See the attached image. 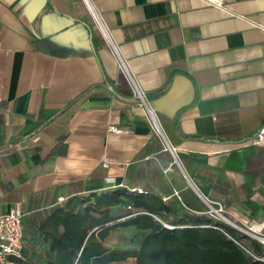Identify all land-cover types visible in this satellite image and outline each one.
Segmentation results:
<instances>
[{
	"label": "crops",
	"instance_id": "crops-1",
	"mask_svg": "<svg viewBox=\"0 0 264 264\" xmlns=\"http://www.w3.org/2000/svg\"><path fill=\"white\" fill-rule=\"evenodd\" d=\"M93 12L176 148L183 177ZM263 125L264 0H0V215L22 210L24 257L34 262L49 256L41 221L104 189L157 194L179 212L163 220L184 224L199 193L264 234V147L246 145ZM120 231L135 237L124 246L141 240L135 229ZM115 235L108 248L123 246Z\"/></svg>",
	"mask_w": 264,
	"mask_h": 264
},
{
	"label": "trees",
	"instance_id": "trees-1",
	"mask_svg": "<svg viewBox=\"0 0 264 264\" xmlns=\"http://www.w3.org/2000/svg\"><path fill=\"white\" fill-rule=\"evenodd\" d=\"M163 92L158 91L154 97ZM77 205L78 208L71 209L56 207L41 221V239L49 243L45 264H116L128 259H134V264H264L246 256L225 234L258 258H264L260 244L248 236H237L234 229L206 216L199 207L195 208L196 215L184 224L165 222L163 214L177 217L178 210L147 191L139 194L127 189H106L88 194ZM135 212L140 213L133 215ZM162 223L174 228L166 229ZM193 225L213 227H187ZM130 228L142 233L136 247L112 249L105 245L112 232ZM134 241L132 238L130 243ZM10 261L40 264L24 257V248L21 258Z\"/></svg>",
	"mask_w": 264,
	"mask_h": 264
},
{
	"label": "built area",
	"instance_id": "built-area-1",
	"mask_svg": "<svg viewBox=\"0 0 264 264\" xmlns=\"http://www.w3.org/2000/svg\"><path fill=\"white\" fill-rule=\"evenodd\" d=\"M206 4H215V0H204ZM93 20L97 26V29L99 30L102 38L111 46L114 53L119 58V69L121 73L125 76V78L128 81L129 87L131 88V91L136 98V100L139 102V105L141 107L145 106L147 109V116L150 120V128L151 131L154 133V135H159L164 137L165 134L160 126V123L154 114L147 106L145 102V98L143 93L138 89L136 86L131 74L129 73L125 62L120 58L118 51L114 44L111 42L109 33L107 29L103 26L100 17L93 12L92 14ZM110 132L113 133H120L122 132L121 129L116 127H110ZM166 137V136H165ZM164 137V138H165ZM246 145L250 147H264V125L259 128L257 133L249 138L246 141ZM167 150L170 152L171 156L174 158L175 162L177 158V151L176 148L171 146L169 142H166ZM109 184L114 183V180L109 179L107 180ZM106 190V189H104ZM132 193H146L145 190L137 188V189H131L129 190ZM64 201L63 198H58L57 203H62ZM207 207L209 208V211H205L204 214H209L212 218L218 221V219L213 216V213H219L218 215L222 216L221 213L224 212V206L221 203H214L208 201ZM210 204H215L218 206V208L215 210ZM128 210H131V207L127 208ZM140 212H135L133 215L139 214ZM225 213V212H224ZM23 218L24 213L19 208H13L10 209L8 212L0 215V264H15L12 261H10V258H21L23 248H24V233H23ZM223 218V217H222ZM224 219V218H223ZM230 222V221H228ZM162 225L166 229H173V226L167 225L165 223H162ZM189 228H205V227H213L211 225H193V226H187ZM248 237H250L252 240H255L260 246L264 249V234L261 233H255V232H245ZM229 239L234 241L244 252L246 256L252 257L254 260L264 261V258H258L255 256L251 250L246 247L245 245L239 243L237 240H235L233 237H231L228 234H225Z\"/></svg>",
	"mask_w": 264,
	"mask_h": 264
},
{
	"label": "rangeland",
	"instance_id": "rangeland-1",
	"mask_svg": "<svg viewBox=\"0 0 264 264\" xmlns=\"http://www.w3.org/2000/svg\"><path fill=\"white\" fill-rule=\"evenodd\" d=\"M155 136H156V138L159 141L161 149H163V150H165L167 152L166 154L168 155V160H169L168 162H170V165L179 174L178 176H180V177L182 176L183 177V175L181 173V170H180V169H182V163L180 161V156H177V158H176L177 162H175L174 158L171 156L170 152L167 150V147H166V142H168L167 138L165 136H164L165 138L162 137V136H159V135H155ZM159 169H160V172L163 175V178H164L165 182L167 183L168 182L167 178H169V177H168V173H166L167 172L166 169L163 170V171H162V169L160 167H159ZM152 172H153V175L156 173L155 170H152ZM196 204H197V207L203 209L204 212L205 211H209V208L207 207V204H208L207 200L203 196H201L199 193L196 195ZM209 205H211L215 210L218 208V206L215 205V204L212 205V204L209 203ZM223 210L225 212V209H223ZM224 212L221 213L222 216L218 215L219 213L218 214L217 213H213V216H215L218 219L219 222H221V223L225 224L226 226L234 229L236 231V233H237V236H243V235L247 236L245 232H249L248 228L244 227V226H241V225H238L232 219H230L229 216H227L226 213H224ZM206 216H210V215L206 214ZM228 221H230V222H228ZM131 234H133V233L132 232L129 233V232H126V231L125 232L117 231L116 235H115V238H114L116 243H117L116 245L122 244L123 246H121V247L130 246L129 245V239L131 237L135 238L134 235H131ZM124 245H128V246H124ZM117 264H129V261L126 262V263H117Z\"/></svg>",
	"mask_w": 264,
	"mask_h": 264
}]
</instances>
